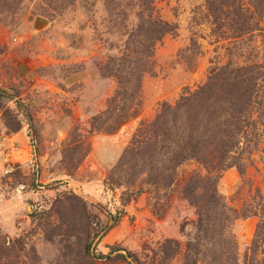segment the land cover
<instances>
[{
  "label": "rangeland",
  "instance_id": "obj_1",
  "mask_svg": "<svg viewBox=\"0 0 264 264\" xmlns=\"http://www.w3.org/2000/svg\"><path fill=\"white\" fill-rule=\"evenodd\" d=\"M232 3L216 22L208 0H0V88L18 95L0 96V264H264V6ZM248 69L228 159L180 164L195 113L154 129L162 107Z\"/></svg>",
  "mask_w": 264,
  "mask_h": 264
},
{
  "label": "trees",
  "instance_id": "obj_2",
  "mask_svg": "<svg viewBox=\"0 0 264 264\" xmlns=\"http://www.w3.org/2000/svg\"><path fill=\"white\" fill-rule=\"evenodd\" d=\"M218 1L219 0H208V4L213 12L216 22L220 19L217 15ZM252 1L258 8L264 6V0ZM241 2L242 0H233L232 6L235 8L236 16L242 20V14L244 11H242L240 6ZM228 7L229 6H225V4L219 5L220 10H224ZM155 25L156 28L153 31V42L155 43L162 41L166 35L174 31L173 26L164 21H160ZM147 52L149 54L145 56V59L148 63L153 54L150 52V49L147 50ZM141 62H143V60ZM145 64L146 63L142 64L140 70L141 74L146 72V69H148ZM114 77L118 79L120 86H123L121 76L114 74ZM122 89L123 88L120 87V90L117 93L118 95H116V100L121 95L119 92H121ZM258 92V79H255L252 76L250 69L233 71L224 78L221 77V75L212 74L208 83L201 86L196 92L188 94L175 107L169 108L164 105L152 127L155 129L159 128L160 125L165 124L166 117L170 114L173 116L175 121H177L178 116L183 111H186L188 114L195 113L192 118L190 117V119H187V126L184 128V132L186 133V137L184 139L185 147L177 154V157L181 159L180 164L189 159L204 160L203 157L205 152L203 150L206 145L220 146L222 148L224 158L227 160V155L234 146H228L225 140L235 139L241 135L242 129L245 128V124L251 119L250 113L253 109L252 106L255 105L256 98H258ZM0 96L18 100L17 93L12 94L8 90L2 88H0ZM17 103H20V101H17ZM18 105L23 109L22 104ZM214 105H218L220 107L222 105L221 108H224V110H219L215 108ZM26 115H28V119H30L28 111L26 112ZM127 118L131 117L128 116ZM213 123L216 124L212 127V129H209V126ZM229 124L235 128L234 131L226 130ZM31 127L33 126L31 125ZM119 219V216L110 215V220L113 224L118 223ZM115 252L118 253L119 251L115 250ZM118 255L119 257H125L121 254ZM112 256L113 253L110 255L94 254L95 259L98 260H107Z\"/></svg>",
  "mask_w": 264,
  "mask_h": 264
}]
</instances>
